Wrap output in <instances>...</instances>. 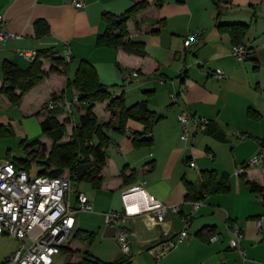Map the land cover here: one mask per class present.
Wrapping results in <instances>:
<instances>
[{"label": "crops", "instance_id": "0c3cea01", "mask_svg": "<svg viewBox=\"0 0 264 264\" xmlns=\"http://www.w3.org/2000/svg\"><path fill=\"white\" fill-rule=\"evenodd\" d=\"M84 1L85 6L77 8L72 0H0V14L4 15L8 30L16 35L0 40V126L4 125L0 129V143L9 137L21 141L39 137L46 144L52 142L46 134H40L41 120L48 114L46 105L51 99L71 103L70 110H59L75 125L86 111L87 103L77 99L79 91L68 82L74 79L80 61L88 60L94 64L106 86V83L120 79L122 89L111 92L125 95L129 91L127 105L147 100L149 108L159 115L150 133L145 134L144 125L133 119L127 121L126 129L122 131L118 128L119 119L107 110L109 100L95 105L94 111L100 123L107 125L110 137L105 147L107 161L101 173L102 183L96 189L113 195L117 202L96 212L95 206L100 205V199L84 192L94 206L91 214L103 219V224L94 231L96 237H102L103 248L93 255L109 262L124 258L116 228L107 225L104 213L123 210V191L144 182L146 190L162 203L180 204L181 210L179 213L169 210L164 221L156 225L147 212L125 218L123 224L131 239L130 264H154L159 246L177 241L186 225L185 217L189 218L188 236L166 251L156 264H264L260 260L264 259V250L257 245L263 239L260 235H264V220L261 229L257 226L264 217V200L261 207L260 199L254 197L249 185L246 183V189L238 183L228 194L208 195L199 209L193 211L192 204L186 200L185 183L191 181L198 190L203 171L213 169L218 178L227 172L230 181L232 174L246 173L247 179L264 185V166L258 174L247 170L251 166L243 167V163L260 150L264 138L261 123L264 116V0H167L162 7L149 6L133 21H128L129 37L147 40L148 44V36L140 35L142 32H164L163 36H169L171 43L165 47L168 51L163 57L152 53L150 57L139 56L122 47L98 44V36L106 28L104 14L123 13L132 0ZM157 20H164L165 25L155 23ZM38 21L43 22L42 26L46 23L47 33L37 34ZM219 22L248 24L243 42L252 50L248 59L241 61L233 55L232 38L229 32L219 28ZM194 32H200L199 39L186 47L185 38ZM42 49H53L56 52L53 57H65L69 50L72 58L68 74L51 71L54 61L42 58L48 76L28 90L19 104H13L1 92L4 61L27 68L35 56H25L21 52L36 53ZM170 66L171 70L166 71L165 68ZM216 69H223L228 78L211 77L210 73ZM133 70H137L139 76L125 82L124 74ZM157 72L162 76H152ZM166 73L176 75V78L172 79ZM166 77L171 78V82ZM181 89L185 92L179 94L177 103H172L170 94ZM250 107L261 113L260 119L248 114ZM183 109L209 119L197 130L191 124L188 140L181 139L178 116ZM236 132L245 137H239ZM135 138L143 142L137 145ZM10 151L8 148L6 155L4 151L0 152V162L14 159L10 157ZM191 161H195L197 167H192ZM135 197L142 200L139 194ZM256 201L260 207L256 206ZM81 214L77 216L76 232L81 230ZM230 219L244 231L241 247L245 256L230 246L231 235L226 231ZM213 233L219 236L216 242L209 240ZM67 246L65 252L70 250L71 242ZM73 258L72 255L68 262L77 264L81 261Z\"/></svg>", "mask_w": 264, "mask_h": 264}, {"label": "trees", "instance_id": "16d2710c", "mask_svg": "<svg viewBox=\"0 0 264 264\" xmlns=\"http://www.w3.org/2000/svg\"><path fill=\"white\" fill-rule=\"evenodd\" d=\"M166 2L167 0H132L130 7L123 13H105L103 18L106 23V28L104 32L98 36V44L116 48L122 47L130 54L146 56L147 51L145 42L129 37L128 21L131 18H135L139 12L145 10L149 6L155 5L156 7H162ZM42 23V21H38L36 24L38 35L48 32L46 23H44V26H42ZM155 23L165 25L164 20H157ZM218 26L221 30L229 32L233 44L244 42L248 29L247 23L219 22ZM55 53L53 49H42L37 51L34 60L27 68H21L8 60L4 61V82L1 92L5 93L13 104H19L23 95L28 90L48 76L49 72L42 69V58H50L54 61L55 64L51 67V71H59L67 75L69 62L62 56L53 57ZM59 67L61 68L59 69ZM68 83L75 86L79 91V100L87 103L86 111L79 116L78 121L74 125L72 139L66 143L61 142L66 134L67 127L64 122L59 121L57 116L62 111L59 110L60 108H56L48 110V114L41 120L42 132L53 141V147L50 152H48L47 144L42 142L39 138H34L31 142L26 144L25 140H22L21 144L28 148L30 159L40 158L39 163H42L43 168L38 171L39 173L52 176L68 174L76 188L77 184L81 181L92 182L95 188H100L102 183L101 173L107 161L105 147L110 141V137L106 131L107 125L100 123L94 111L96 103L109 100L107 110L119 119L118 128L122 131L126 129L127 121L133 119L144 125L145 134L150 133L157 124L159 115L149 108L147 100L127 105L125 95H117L109 91L108 87L101 82L94 64L88 60L82 59L80 61L74 79H69ZM17 90H19L20 93H17ZM248 114L255 119L261 118V113L252 107L248 109ZM3 126H0V129ZM6 129H8V127ZM8 132L11 131L8 129ZM135 142L139 145L143 141L140 142L139 139L135 138ZM35 145L38 146L36 150L33 148ZM261 145V147H264V138L261 139ZM47 152L48 155L43 156ZM30 159L14 158L11 160L19 167H25L27 170H30ZM243 167H248L247 163H243ZM240 176L249 185L250 190L253 193H258L263 196L264 200V185L247 179L246 173H242ZM185 183L188 190L186 197L187 201H202L208 195L226 194L231 191L229 173L224 172L222 176L218 178L216 170L213 169L203 171L200 189L197 190L191 181L186 180ZM229 221L232 220L230 219ZM80 234V231H77L74 236L77 237ZM201 234V232H198L199 236H201ZM94 237V232L87 231L86 237L82 238L92 240ZM68 248V246H65L62 251L65 252ZM84 254V258L77 264H130L131 257L124 256V258L119 261L109 262L94 256L88 250L84 252ZM66 264L71 263L67 262Z\"/></svg>", "mask_w": 264, "mask_h": 264}, {"label": "built area", "instance_id": "2783aa9c", "mask_svg": "<svg viewBox=\"0 0 264 264\" xmlns=\"http://www.w3.org/2000/svg\"><path fill=\"white\" fill-rule=\"evenodd\" d=\"M77 8L85 6L84 0H72ZM16 36L8 30L4 15L0 14V40L7 37ZM200 36V32L190 33L184 41L186 47L195 43ZM252 50L244 43L234 44L232 53L241 61L249 58ZM25 56H35L36 53L23 51ZM71 52L68 50L65 56L67 62L71 61ZM139 72L133 70L124 74L125 82H130L134 77H138ZM210 76L217 79H227L228 75L223 69H216ZM185 89L174 91L170 94L172 103H177L179 94ZM78 99V97H77ZM47 110L56 108L71 109V103L64 99H51L47 105ZM182 133L181 139L190 138V125L193 124L197 130L203 124H207L209 119L197 116L183 109L179 116ZM75 123V121H74ZM239 137L244 134L236 132ZM264 161V147L252 156L247 162L248 166H256ZM192 167H197L195 161H191ZM244 169H241L243 172ZM141 184H135L124 190L122 198L124 202L123 210H112L105 212L107 225L116 228V237L120 245L123 256L131 254L130 232L124 226L123 221L129 216L139 215L147 212L154 225L164 221L166 213L171 210L179 213L180 204L168 205L162 203L155 195L149 193ZM140 195L139 200L135 195ZM192 204L193 211H197L202 201H187ZM92 213L94 206L89 197L82 191L76 190L68 174L62 176H52L39 172L32 174L25 167H19L13 160L7 159L0 162V238L7 235L19 241V247L8 255L0 264H54L56 256L63 247L70 244L77 230V216L79 213ZM264 217L258 221V228ZM186 225L181 231L176 242L169 241L159 246L155 253L156 264L159 258L168 250H171L188 236L189 218L185 217ZM226 231L231 235L230 246L239 250L242 256L245 251L241 247V242L245 237L243 229L235 221H229ZM211 242L219 240L218 234H211Z\"/></svg>", "mask_w": 264, "mask_h": 264}, {"label": "rangeland", "instance_id": "374dc122", "mask_svg": "<svg viewBox=\"0 0 264 264\" xmlns=\"http://www.w3.org/2000/svg\"><path fill=\"white\" fill-rule=\"evenodd\" d=\"M130 21H133V18H131ZM131 23H133V22H131ZM140 35L148 36V39H149L148 44H147V40L145 39L146 40L145 42H146L147 56L150 57L152 54H155V55H158L160 57H163L166 55L168 48L165 49V47H169V45L171 43V38L169 36H163L164 32L156 33V32L148 30V31L142 32ZM165 37H166V39H165ZM42 62H43L42 69L44 71H46L43 68L44 61L42 60ZM165 69H166V71H169V70H171V66L168 68H165ZM166 74H168L169 77H171L172 79L176 78V75H170V73H166ZM156 75L159 77L162 76V74H160L159 72H157V74H153L152 76H156ZM111 78H116V76H112ZM171 78L166 77L165 79L167 81L171 82ZM110 80H114V79H110ZM114 81H116V82L112 83L113 81H110L109 83H106L109 91L113 92V91L119 90L121 88V86L123 85L119 78L117 80H114ZM170 86H171V84H170ZM128 92L125 93L126 102H127V93ZM62 114H65V113H62ZM62 114H59L57 117H58L60 122H64L66 124L67 131H66L64 138L61 141L62 143H66L72 139L73 130H74L75 126L73 124V121L70 120L68 116L63 117ZM75 114L78 115V112L76 110H75ZM261 123H262V125H264V116H263V122H261ZM40 134L45 135L42 132V130H41ZM45 137L51 141V139L47 135H45ZM32 140L25 141V144L31 142ZM47 147H48V152H50V150L53 147V141L50 142L49 144H47ZM8 148L11 149V151L9 152L10 157L22 158V159L23 158H29L30 159V155L28 153V148H26L25 145L21 144V139L9 137L8 140L2 141L0 143V152L4 151V153L6 155L8 153L7 152ZM33 148H34V150H36V149H38V146L35 145ZM48 152L43 156H47ZM39 160H40V158L30 159V171L32 174L37 173L39 170H41L43 168L42 163H39ZM263 166H264V163L262 162L259 165L248 167L247 170L250 169V170H252V172L258 174V171H261ZM233 171H235V168H234V170L230 171V173L232 174ZM232 176H233V178L230 179L231 190H233V189L235 190L236 187L238 186V183H239V185H242L243 188L246 187V189H248L246 186L245 180L240 175L237 174L236 176H234V174H232ZM76 190L83 191L91 197H96V198L100 199L99 200L100 205L95 206L96 212H99L100 210H102V208L110 206L111 204H115L117 202V198H115L113 195L105 194V193L98 191L94 187L93 183L89 182V181L79 182L77 184ZM226 194H228V193H226ZM253 195L255 198L260 199L261 207H263V203L261 202L263 199V196H261L258 193H254ZM255 203H256V206L260 207L259 202L256 201ZM256 206H255V209H256ZM262 210L264 211L263 208H262ZM102 220L103 219L101 217H99V215H96V214L93 215L91 213H82L79 217V227L81 229L80 230L81 234L71 240L72 246H71L70 250L68 251L69 253L68 252H62L56 256L55 264H66L72 255L74 257L73 260H76V261H78L80 259L82 260L84 258V255H85L84 252L87 251L86 249H88L89 252L92 254L95 251H100L103 248V244H104L101 236L96 237L97 234L95 233L96 236L92 240H86V238L83 239L82 236L85 237V234L87 231H89V232L95 231L96 232L98 230L99 226L103 224ZM260 236L263 238L262 234ZM262 240L263 239H261L259 242H257V245H261V247L264 250V242H262ZM18 247H19V241L18 240L11 238L7 235H3L0 238V260H3L5 257L10 255ZM260 260L262 263H264V259H260Z\"/></svg>", "mask_w": 264, "mask_h": 264}]
</instances>
